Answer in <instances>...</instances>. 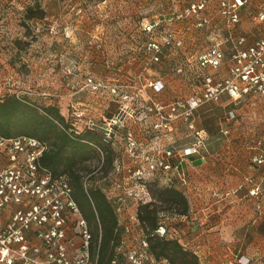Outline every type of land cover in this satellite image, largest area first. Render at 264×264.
Wrapping results in <instances>:
<instances>
[{
    "label": "built area",
    "instance_id": "obj_1",
    "mask_svg": "<svg viewBox=\"0 0 264 264\" xmlns=\"http://www.w3.org/2000/svg\"><path fill=\"white\" fill-rule=\"evenodd\" d=\"M246 2L220 0L219 14L230 24H237L241 19L240 8ZM207 3L208 0L193 2L174 18L195 17V26L204 27L211 23L205 13ZM14 8L13 2L0 7V43L6 31L4 23ZM254 19L264 22V11L255 14ZM160 23L154 22L144 29L154 34ZM227 41L231 44L229 52L221 42H214L188 61L189 67L218 69L229 59L228 75L199 74L201 89L197 93L168 101L148 95L140 104L131 90L135 82L118 83L110 86L109 92L113 95L119 92L116 96L122 101L116 110L101 119L90 117L80 104H68L66 117L72 136L96 132L118 150L100 185L118 218L119 237L113 264H169L166 258H156L150 251L148 235L137 212L140 204L152 200L150 182L166 177L172 184L187 183L182 162L189 155L201 153L205 147L195 111L205 103L219 101L224 94L233 99L246 94L264 97V36L246 44L244 36L232 33ZM182 45V36L168 29L161 41L152 38L146 48L154 52L152 60L159 61L165 46ZM176 71L183 73L185 67L180 65ZM15 76L11 72L5 75L2 85L17 86L19 81ZM87 84L92 90L102 86L91 76ZM150 85L155 93L162 92L166 86L161 79L152 80ZM137 90V94L145 93L142 86ZM14 93L24 101H28L26 97L31 94L25 89ZM34 94L38 95L35 91ZM228 116L234 118L235 112L230 111ZM179 122L195 137L188 146L176 145L173 132ZM135 125L140 127L141 133L135 131ZM47 148V142L35 136L0 134V264H98V251L92 253V230L74 198L68 176L55 174L42 162ZM102 158L100 167L104 165V156ZM255 162L264 164L263 152L255 157ZM90 177L91 173L84 180L86 191ZM251 193L256 194V190L252 189ZM175 232L176 228L162 222L154 230L160 236L173 238ZM100 239L101 234L99 244ZM239 262L247 264L249 260L240 257Z\"/></svg>",
    "mask_w": 264,
    "mask_h": 264
},
{
    "label": "crops",
    "instance_id": "obj_2",
    "mask_svg": "<svg viewBox=\"0 0 264 264\" xmlns=\"http://www.w3.org/2000/svg\"><path fill=\"white\" fill-rule=\"evenodd\" d=\"M173 1L160 0L164 7L173 4ZM179 1H182L184 6L188 2V0ZM124 2L130 6L134 5L136 0ZM212 2L216 3L220 0H209V3L212 4ZM15 9L17 12L20 11L18 6ZM262 11H264V0H247L240 8L241 19L237 23L238 31L234 33L244 36L247 40L246 44L264 36V22H256L254 19V15ZM207 15L211 18L212 13ZM165 19L166 16L163 20ZM8 26L10 30H17V34H22L16 19L10 17ZM208 28L210 26H207ZM201 34L203 33L183 35L185 45L194 46L189 52L191 55L188 56L187 61L213 44L200 50L198 43ZM230 34H232L230 31L226 33L225 38L227 39ZM18 37L20 39L19 35ZM21 37L26 39V36ZM50 38L53 41L49 40V44L57 39L55 35H50ZM153 53L148 50L146 57L148 61H145V64H142V61H137L136 64L132 61H126L123 64H100L102 68L99 69V73L90 74L80 91L86 87L91 88L87 84V79L91 76L102 85L98 89L102 95L98 97L103 101L113 100L110 102L117 103L114 110L118 108L122 99L120 96L114 97L110 94L109 88L118 83L132 84L135 82V87L133 86L131 90L136 96L135 101L140 104L146 101L148 95H153L161 101L166 100L171 96L169 82L165 73H153L157 71L156 67L159 64L152 60ZM50 55L54 57L55 49ZM23 56L25 61H31L28 55ZM164 57H166V50L162 53L161 59ZM51 61L50 65L53 69L54 63L52 59ZM203 70L207 73L217 72L219 76H226L229 73V59L226 58L218 69L207 66ZM40 71L33 72L37 81H39ZM50 78L53 93L43 92L40 84L35 87L34 91L40 99L46 100L47 97L43 95H50L53 97L50 102H53L56 100L54 98H62V93H59L56 88L55 77ZM156 79H161L166 84L162 92L155 93L150 85V82ZM65 80L67 86H70L68 81L72 82L70 80H73V76L67 74ZM140 86L144 87L145 93L137 94V88ZM76 92L69 90L63 93L67 104L73 102ZM75 97L81 98V95ZM92 98L87 94V97L84 96L81 100H86L89 104L93 101ZM67 110L68 106L65 107V112H61L66 116ZM114 110L100 114L97 118L107 117ZM230 111L235 112L234 118H229ZM195 120L197 128L201 130L205 138V147L201 149V153L189 155L182 162V168L188 181L175 186L187 196L189 211L187 214L176 215L177 239L198 255L200 264H225L227 262L241 264L240 257L242 260L248 259L247 264H264V164L255 162V157L264 153V97L260 94H246L233 99L224 94L219 101L201 105L195 111ZM134 129L141 133L138 125H135ZM185 130L189 131L185 124L177 123L173 132L176 145L188 146L194 142L195 137L191 132L188 135L192 136V139L184 138L186 137ZM112 148L115 153L118 151L115 147L112 146ZM252 189L256 190V194L251 193Z\"/></svg>",
    "mask_w": 264,
    "mask_h": 264
},
{
    "label": "rangeland",
    "instance_id": "obj_3",
    "mask_svg": "<svg viewBox=\"0 0 264 264\" xmlns=\"http://www.w3.org/2000/svg\"><path fill=\"white\" fill-rule=\"evenodd\" d=\"M124 1L126 0H0V7H4L8 2H13V7L18 6L20 8L19 12H17V9L12 10L4 23L7 26L0 43V99L25 89L31 92L26 97L31 100V103L38 106L52 104L58 106L60 111L65 112V107L68 104L63 98V93L69 90L77 91L71 103L82 105L83 108L87 109L86 112L90 117L98 119L97 116H100V114H106L114 110L117 103L110 102L113 100L103 101L102 98L98 97L102 95L100 90H92V88L86 87L80 91V88L85 84L86 78L90 74L99 73V69L102 68L100 64H123L126 61H132L135 64L137 61H142V64H145V61H148L146 60L148 54L147 42L152 38L161 41L168 29H174L182 38L187 33L202 32L203 34H201L198 43L200 50L208 47L211 43L221 42L223 48L229 52L231 44L227 41L225 35L229 31L233 34L238 31L237 24H230L220 16L218 11L219 2H212L211 4L208 0L205 13H212V21L206 26L198 28L195 26V17L182 20L174 18L190 2L193 3L192 0H188L186 6L183 5L182 1L174 0L173 4L170 3L171 5L168 7H164L160 0H136L135 4L130 6H127ZM37 4L44 11V16L42 18H24L26 8L34 6L36 10ZM164 16H166L165 20H163ZM10 17L16 19L22 34H17V30L9 29L8 21ZM171 17L173 19L169 21ZM158 21H161V23L157 26L154 34L146 32L144 29L146 25ZM207 26H210V28L207 29ZM2 31L4 30L2 29ZM18 35L20 39H18ZM50 35H55L57 39L49 44V40L53 41ZM21 36H26V39ZM184 45L183 38L182 46H165L163 52L166 50V57L157 61L159 63L156 67L157 71H153L155 74L165 73L168 79L171 96L166 100L199 92L201 89L199 74L207 73L203 69L197 68V66H188L187 58L191 55L189 52L193 50L194 46L191 44L185 45L186 48L184 49ZM54 49L55 55L53 57L50 53ZM23 55H28L27 57H30L31 61H25ZM51 59L54 63V70L50 65L52 63ZM31 64L34 67L30 66ZM7 65L9 66L6 67ZM180 65L185 67L183 73L176 71V68ZM36 70H41L38 75L39 81L33 75ZM10 72L14 76L17 73L14 77L19 81L17 86L6 87L2 85L1 81ZM67 74L73 76V80H70L72 82L68 81L70 86L66 84ZM216 74L218 73L216 72ZM50 77H55L56 88L59 93H62V98H54L56 100L51 101L52 103L50 100H53V97L48 94L43 95L47 97L46 100L40 99L38 95H32L35 87L39 84L43 92L53 93ZM83 94L85 97L89 94L93 97V101L88 104L86 100H81L84 99ZM106 94L108 93L106 92ZM110 94L113 95V93ZM76 95H81V98H76ZM116 95H120V93L118 92ZM77 101L78 103H76ZM69 108L70 105L67 114ZM67 124L69 123L67 122ZM189 132L186 131L185 139H192V136L188 135ZM102 156V153H100L81 164L83 183L86 176L92 174L87 184L88 188L92 186L100 188V185H102L101 180H103L102 176L106 169L108 170L111 166L104 161L103 167H100L103 162ZM156 182L160 186H177L179 184V182L169 183L166 177L158 178ZM163 208L159 212L160 222L176 228L177 214L172 213L165 206ZM92 228H94L93 225ZM174 238H177L176 232Z\"/></svg>",
    "mask_w": 264,
    "mask_h": 264
},
{
    "label": "trees",
    "instance_id": "obj_4",
    "mask_svg": "<svg viewBox=\"0 0 264 264\" xmlns=\"http://www.w3.org/2000/svg\"><path fill=\"white\" fill-rule=\"evenodd\" d=\"M37 7L36 10L34 6L27 7L24 18H42L44 11L39 4ZM28 101L15 94L0 99V134H26L47 142L48 148L42 156L43 164L55 174L68 176L74 198L93 233L92 253L98 251V264H113L119 237L116 232L117 215L101 188L92 186L86 191L81 174V164L100 153L104 161L111 165L115 154L112 146L96 132L87 131L72 136L58 106H38ZM149 186L152 200L140 204L137 214L148 235L150 251L156 258H166L169 264H200L198 255L182 245L177 238L154 233L160 224L159 212L164 209L163 206L178 215L188 213L187 196L175 185L160 186L154 181Z\"/></svg>",
    "mask_w": 264,
    "mask_h": 264
}]
</instances>
